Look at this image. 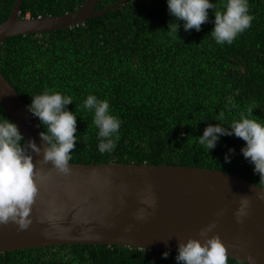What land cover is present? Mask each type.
Segmentation results:
<instances>
[{
    "label": "trees",
    "instance_id": "1",
    "mask_svg": "<svg viewBox=\"0 0 264 264\" xmlns=\"http://www.w3.org/2000/svg\"><path fill=\"white\" fill-rule=\"evenodd\" d=\"M14 1L0 0V23ZM84 1L22 0L18 16L61 15ZM116 1L99 0L95 8ZM226 2L213 0L216 8L208 9L200 31L186 32L180 21L177 34L168 32L173 17L166 0H128L71 28L8 37L0 44V71L26 106L45 90L73 98L67 108L77 115L80 140L69 162L207 167L264 187V177L253 172L240 152L242 139L221 136L209 152L198 143L208 124L227 126L249 106L254 107L252 118L264 119V0H248L251 27L221 45L210 32L214 11H223ZM90 94L107 99L111 113L122 121L110 152L98 150L93 113L83 108ZM0 116L9 118L1 104ZM229 148L235 152L228 153ZM226 153L230 163L224 161ZM163 252L75 243L0 251V264H177V252L166 259ZM228 264L247 263L229 257Z\"/></svg>",
    "mask_w": 264,
    "mask_h": 264
},
{
    "label": "water",
    "instance_id": "2",
    "mask_svg": "<svg viewBox=\"0 0 264 264\" xmlns=\"http://www.w3.org/2000/svg\"><path fill=\"white\" fill-rule=\"evenodd\" d=\"M118 0L96 9L99 0H85L61 15L19 17L15 0L0 23V44L8 37L52 31L83 24L87 18L127 2ZM0 104L25 137L43 150L41 129L20 95L0 71ZM38 194L24 229L0 224V251L63 244L124 245L177 252L179 242L204 241L202 230L215 224L208 237L219 235L230 258L264 264V200L261 187L239 175L207 167L148 163H73L68 174L33 153ZM150 187L154 208L141 203ZM241 197L250 201L247 215L237 221ZM141 208L146 218L137 219Z\"/></svg>",
    "mask_w": 264,
    "mask_h": 264
},
{
    "label": "clouds",
    "instance_id": "3",
    "mask_svg": "<svg viewBox=\"0 0 264 264\" xmlns=\"http://www.w3.org/2000/svg\"><path fill=\"white\" fill-rule=\"evenodd\" d=\"M167 11L173 17L168 24V32L178 31L183 21L184 31L201 30V25L208 22V9L216 8L213 0H166ZM223 11H214V24L210 35L217 44H231L235 38L251 27L254 16L250 14L248 0H227ZM73 103V98L58 91L45 90L41 94L31 97L26 107L36 117L46 131L40 133L46 147L41 148L33 139L25 142V137L19 126L5 116H0V224L9 221L24 229L30 223V213L35 203L38 186L33 153L43 151V161L51 162L61 173L68 174L71 170L69 161L72 159V150L80 140L77 133V115L67 106ZM231 107H236L232 104ZM83 108L93 113L92 123L98 129L97 148L101 153L110 152L116 147L119 139V129L122 121L110 111L107 99H99L95 95H88L83 102ZM253 106L240 113L239 119L232 120L227 126L218 122L208 124L202 135L198 136V143L208 150L215 148L221 136H235L245 144L240 152L253 165V172L264 177V119L252 118ZM223 113L218 114L222 120ZM218 121V120H216ZM235 149L229 148L228 153ZM226 153L225 163L231 162V156ZM257 197L264 200V192H258ZM141 203L148 208H154L156 201L147 189ZM249 199L241 197L240 206L235 212L238 222L247 215ZM146 218V209L141 208L137 219ZM215 224L202 230L200 235L204 241L189 238L186 242H179L175 260L177 264H228L229 255L225 244L219 235L207 236ZM163 258L169 252L162 254ZM247 264H254L249 257Z\"/></svg>",
    "mask_w": 264,
    "mask_h": 264
}]
</instances>
